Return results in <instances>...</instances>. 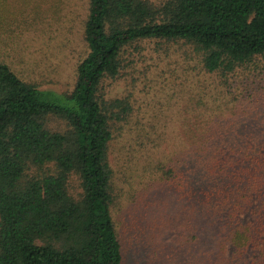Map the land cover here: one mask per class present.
Here are the masks:
<instances>
[{
  "label": "trees",
  "instance_id": "1",
  "mask_svg": "<svg viewBox=\"0 0 264 264\" xmlns=\"http://www.w3.org/2000/svg\"><path fill=\"white\" fill-rule=\"evenodd\" d=\"M68 2L0 0V264H123L146 230L149 264H264V0H83L84 53L71 86L50 97L9 63L3 35L63 17ZM145 40L186 46L201 77L183 105L180 149L145 154L125 193L116 181L136 166L115 174L108 148L131 94L104 83ZM144 176L184 205L163 213L149 195L156 221L118 228L122 196L149 201Z\"/></svg>",
  "mask_w": 264,
  "mask_h": 264
},
{
  "label": "rangeland",
  "instance_id": "2",
  "mask_svg": "<svg viewBox=\"0 0 264 264\" xmlns=\"http://www.w3.org/2000/svg\"><path fill=\"white\" fill-rule=\"evenodd\" d=\"M73 2L75 4L72 5ZM68 4L69 8L61 11L63 17L56 11V16L51 13L43 19V24H33L21 33H14L13 39V33L3 35L4 40L14 43L6 46L9 63L22 76L49 90L50 97H56V92L71 86L75 63L85 49L80 33L85 4L83 0H69ZM125 56L119 75L104 83L105 91L110 95L120 94L124 90L131 94L133 109L129 121L120 135L112 137L108 148L109 163L116 171L115 174L126 170V167L136 166L125 175V181H116L124 192L127 189L131 191L134 185L132 183L128 187L127 180L135 182L144 173L139 164L142 158H146L145 154L149 155L147 158L170 156V149L175 148L182 138V129L179 127L181 118L185 116L183 105L193 93L197 79L201 77L189 49L180 43L145 40L139 43L137 49H129ZM49 123L55 125L54 121ZM144 131L148 135L145 140H150L149 147L147 152L142 149V156H138L134 149L137 148L135 137L138 133L141 137ZM142 178L147 181L146 194L163 200V213H171L184 205L170 184L161 187L160 191L156 190L157 195L152 192L153 184L149 183V177ZM151 199L149 196V201L141 198L132 201L122 196L114 209L119 220L118 228L129 221L139 227H146L147 222L152 224L156 221ZM158 215L161 216V212ZM149 232L153 231H144L140 241H132L133 238H130L132 242L124 248L123 264H149L146 254L154 245L145 240ZM156 233H159V229L155 230ZM168 239L165 237L163 240Z\"/></svg>",
  "mask_w": 264,
  "mask_h": 264
}]
</instances>
